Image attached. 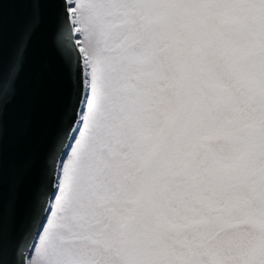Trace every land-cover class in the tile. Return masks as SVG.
Listing matches in <instances>:
<instances>
[{
	"label": "snow or ice",
	"instance_id": "obj_1",
	"mask_svg": "<svg viewBox=\"0 0 264 264\" xmlns=\"http://www.w3.org/2000/svg\"><path fill=\"white\" fill-rule=\"evenodd\" d=\"M18 2L52 7L31 9L0 75V134L45 11L65 85L7 259L0 227V260L264 264V0Z\"/></svg>",
	"mask_w": 264,
	"mask_h": 264
},
{
	"label": "water",
	"instance_id": "obj_2",
	"mask_svg": "<svg viewBox=\"0 0 264 264\" xmlns=\"http://www.w3.org/2000/svg\"><path fill=\"white\" fill-rule=\"evenodd\" d=\"M33 7L43 10L50 5L8 0L0 10V75L6 76L14 57L21 30ZM56 28L54 12L47 14L26 50V58L13 98H4L2 134H0V175L3 185V232L5 258L29 210L39 182L40 164L51 144L57 126L65 72L53 47ZM23 173L15 216L8 210L9 191L15 174ZM0 264H4L0 260Z\"/></svg>",
	"mask_w": 264,
	"mask_h": 264
}]
</instances>
